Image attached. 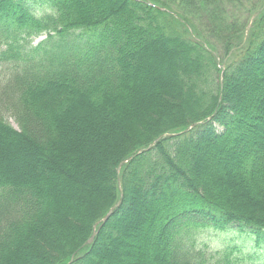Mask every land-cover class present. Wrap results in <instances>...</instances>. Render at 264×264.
Listing matches in <instances>:
<instances>
[{"label": "trees", "instance_id": "obj_1", "mask_svg": "<svg viewBox=\"0 0 264 264\" xmlns=\"http://www.w3.org/2000/svg\"><path fill=\"white\" fill-rule=\"evenodd\" d=\"M250 1L0 0V264H256L198 240L264 252V0L234 15Z\"/></svg>", "mask_w": 264, "mask_h": 264}, {"label": "rangeland", "instance_id": "obj_2", "mask_svg": "<svg viewBox=\"0 0 264 264\" xmlns=\"http://www.w3.org/2000/svg\"><path fill=\"white\" fill-rule=\"evenodd\" d=\"M260 0H251L242 9L236 10L234 15L242 20L248 16V8L258 3ZM32 6L33 11L37 15H41L44 11H47V7L41 6L40 4H34L33 2L28 3ZM42 39L36 41L39 43ZM10 123L15 126L12 119H9ZM199 244L206 246L210 254H215L222 251L234 250V256H247L249 254H256V264H264V252H259L255 248L254 239L252 237L242 236L235 231H216L213 229H204L198 236Z\"/></svg>", "mask_w": 264, "mask_h": 264}, {"label": "water", "instance_id": "obj_3", "mask_svg": "<svg viewBox=\"0 0 264 264\" xmlns=\"http://www.w3.org/2000/svg\"><path fill=\"white\" fill-rule=\"evenodd\" d=\"M251 26V25H250ZM249 26V27H250ZM195 126V125H194ZM167 137H173V136H166V137H163V138H167ZM163 138H159L155 143H153L150 147H148L146 150H142V151H140L139 153H138V155H141V154H143V153H145V152H148V151H150V150H152L156 145H157V143L158 142H160ZM135 157V156H134ZM134 157H132V158H130V159H128V161L127 162H130V161H132L133 159H134ZM126 162V163H127ZM123 166V164L120 166V168ZM123 198V196L121 197V199H120V201L116 204V206L115 207H113L110 211H109V213H108V215L99 223V224H105L110 218H111V216L114 214V212L121 206V204H122V199ZM96 235H97V232H94V234L92 235V237L90 238V240L88 241V245H91L92 243H93V241H94V239H95V237H96ZM73 261H74V258L71 260V262L69 263V264H72L73 263Z\"/></svg>", "mask_w": 264, "mask_h": 264}]
</instances>
